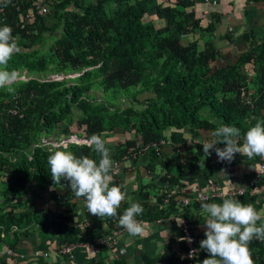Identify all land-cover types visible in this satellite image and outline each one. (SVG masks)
Wrapping results in <instances>:
<instances>
[{
  "label": "trees",
  "instance_id": "obj_1",
  "mask_svg": "<svg viewBox=\"0 0 264 264\" xmlns=\"http://www.w3.org/2000/svg\"><path fill=\"white\" fill-rule=\"evenodd\" d=\"M45 1L48 13L43 17L35 15L34 5L28 0L17 4L18 10L9 5L0 14V26H11L13 36L18 37L19 51L7 68L19 74L26 72L30 77L15 83L11 92L0 88V244L7 243L11 251H16L21 236H27L29 229L56 236L60 248L91 243L99 229L111 220L91 215L83 198L75 200L67 181H61L63 189L50 190L53 181L48 157L58 148L50 149L42 139L54 134L57 138L81 134L72 129L75 124H70L72 112L78 111L81 118L77 130L84 129V139L93 133L102 134L105 141L117 133H131L124 142L106 141L113 159L121 162L136 143L140 148L148 146L144 165H135V171L142 168L150 175L164 174L172 191L168 204H164V194L156 198L157 202H151L154 198L148 190L157 188L154 183L143 185L141 179L134 180L139 185L130 194L144 209L137 219L149 226L171 217L177 219V224L180 218L193 221V232L200 245L205 236L198 235L197 224L207 216H203L201 204L221 203L223 199L196 202L193 196H187L188 206H177L174 199L185 196L187 177H208L205 167L223 166L203 153L202 134L228 124L240 130L243 144L245 132L258 120H264V32L234 30V26L228 25L224 35H218L227 47L219 48L208 40L203 41L201 48L199 42L205 35L213 37L222 24V14L217 12H211L205 26L195 17L193 8L205 0ZM245 4L264 5V0H245ZM28 13H34V23L21 28L22 17ZM152 16L162 21L161 28H156ZM57 33L48 45L49 58L43 57L40 47ZM238 38L245 49L225 63ZM48 71H54L53 76L79 75L63 80L32 76ZM94 88L112 95L130 92L129 107L120 111L111 102L95 104L89 96ZM144 93L153 98L140 101L137 97ZM187 138L193 145L187 144ZM70 145L68 150L76 147L81 157L99 161V155L87 144ZM169 147L182 150L170 153ZM131 167L127 160L126 167L116 171L115 184L122 183L117 182L121 177L118 174L133 172ZM27 189L32 194L22 199ZM41 197L48 198L63 213L53 218L50 211L36 205ZM226 198L252 203L258 211L264 210V177L242 196ZM79 202L86 208L83 207L81 221L76 220L72 210ZM129 203V198L122 202L118 216ZM173 243L179 248L178 253L173 252ZM249 247L254 264H264V240L254 238ZM163 252L167 257L164 264L186 261L183 239L168 240ZM207 256L202 249L195 264ZM86 264H130V260L112 259L107 263L97 255ZM141 264L157 263L153 256L145 254Z\"/></svg>",
  "mask_w": 264,
  "mask_h": 264
},
{
  "label": "clouds",
  "instance_id": "obj_2",
  "mask_svg": "<svg viewBox=\"0 0 264 264\" xmlns=\"http://www.w3.org/2000/svg\"><path fill=\"white\" fill-rule=\"evenodd\" d=\"M207 1L213 0H205V2ZM21 2L23 1H19L15 4H13V2H8L7 4H3L1 6L4 8V12H6V9L9 5L15 7L16 10H18L17 4ZM45 2V0H42V4L47 8V12L43 15L36 13L34 5L33 10L36 16L43 17L47 15L48 6ZM201 3L203 4V2ZM199 4L200 3H197V5ZM196 6L193 8L195 13L197 10ZM28 14H31L30 19H26V15ZM28 14L23 15V25H21V28H25V26L34 23V13ZM195 17L198 18L197 14ZM150 18L153 19L155 26L157 23H155L156 20L160 23H157L159 28L162 27L161 20H157L156 18H153V16ZM210 19L211 18L209 17V20ZM206 23L207 21H205V24H203L200 20V24L202 26H205ZM15 24L16 26H20L18 23ZM58 35L59 34L57 33L54 36L57 37ZM17 40L18 37L13 36V30L11 26H0V88H7L9 92L14 90L12 86L15 83L23 80V77L17 71H9L7 68L8 63L12 59L13 55L19 51ZM78 75L79 74H73L65 77L74 76L73 78H75ZM83 131L82 133H84ZM119 134H124V139H128L124 132ZM52 136L50 138L56 139V141L52 139H42L44 142H52L56 144L57 147L46 145L50 149L58 148L48 157L50 176L53 181V185L50 187V190H56L57 187L63 189L65 185L61 183V181H67L71 192L74 193L75 200L79 201L81 198H83L87 210L91 215L101 218L116 217L117 210L120 208L122 202L128 198V181L123 182L122 178L125 174L122 173L118 174V176L121 177L117 181H121L122 183L115 184L116 182H114L113 173L117 168V161L112 159L110 150L106 147V141L102 138V134L93 133L87 140L83 137L79 138L84 141L86 140L85 143L82 144H87V146L93 148V150L99 155L100 158L98 162L97 160L89 158L88 156L78 158L72 151L67 149L69 144H78L77 141L80 142V140L76 141L74 137L77 136V134L66 137V139L63 140H57V137ZM114 137L115 136L108 138L113 139ZM240 137L241 133L237 127L230 126L228 124H222L215 130L206 133L205 140L202 144L203 153L206 155V157H208L211 156L212 151L214 150L219 161H227L229 163L234 159V156L237 153L247 156L249 159L253 158L254 156H256V158L257 156L264 157V120H258L254 126H251L245 132L243 136V144L240 143ZM71 139H75V141L71 143ZM125 140L118 141L124 142ZM114 141L115 139L109 143L112 144ZM220 144H223L224 147H217V145ZM144 157V155L137 156L135 160H131L129 163L131 165L136 160L139 161L140 159H144ZM125 167L121 166L119 170H123ZM131 169L132 171H135V169L132 167ZM208 182L212 181L208 180ZM163 184V187L166 186L165 181ZM238 187L241 191H243L244 188L246 190L249 186L240 187L238 185ZM237 189L231 188L230 190L223 192L217 188L219 192L224 194V197L219 198L223 199L222 202L201 204V209L207 214V216L203 222V226L205 228V238L200 241V248L201 250H206L208 256L207 258L203 259L200 264H254L249 245L254 238L258 240H264V223H260L258 225V221L264 220V210L258 211L252 203H243L235 198H226L228 196L235 197L229 195L228 193ZM159 190L153 195L159 197L161 194H163V188ZM187 196L189 195L185 194V196H180L177 198ZM165 199L166 195L164 200ZM168 203L169 202H164V204ZM143 210V206L139 202H131L130 206H128L123 211V214L119 216L118 226L125 229L129 236H143L145 232V222L137 219V217L143 213ZM176 220V218L171 217L167 220H161L160 222L155 223H176ZM182 222L183 221L180 223ZM195 226L196 225L194 224V228ZM180 239H188V241L191 242V238H181L179 236V240ZM59 248L60 245L58 244L55 253L61 257L67 256L68 260H70L68 255L60 254ZM76 252H74V256ZM193 255L194 251L190 252L189 258H192ZM95 256H97V254Z\"/></svg>",
  "mask_w": 264,
  "mask_h": 264
},
{
  "label": "crops",
  "instance_id": "obj_3",
  "mask_svg": "<svg viewBox=\"0 0 264 264\" xmlns=\"http://www.w3.org/2000/svg\"><path fill=\"white\" fill-rule=\"evenodd\" d=\"M226 3L228 5H232L235 0H213L211 1L212 4H215L214 7L210 8L209 11L219 13V8L221 7L222 3ZM240 3V7L233 8L229 11H225L221 13L222 24L225 22L226 26L233 27L234 30H238L242 28L246 31L252 30L257 32H264V22L258 23L252 26L253 20L257 17L264 18V5H246L245 0H238ZM197 11V10H196ZM246 12L244 14L243 12ZM241 12V15H240ZM208 13L205 12L204 17ZM209 20V17L206 18V21ZM160 24L158 21H156ZM248 24V27H246ZM256 26V27H255ZM262 28V30L256 31V29ZM254 32V33H255ZM50 36V35H45ZM242 45V44H239ZM239 45L237 51H239ZM244 47V45H242ZM227 49V48H226ZM244 50V49H242ZM231 53V52H230ZM228 53L226 55L227 60H231L232 56ZM225 57V58H226ZM231 57V58H230ZM142 101V100H140ZM170 132V131H169ZM171 133V132H170ZM52 137H56L55 134ZM118 137V139H117ZM203 142L205 140V135L202 134ZM66 137L60 136L57 140H63ZM115 140H122L119 138V133L115 135L113 138ZM112 139V140H113ZM56 141V140H55ZM197 142V141H196ZM202 144V143H201ZM167 152L173 153L175 151L182 150L181 147L172 148L169 147ZM111 153V152H110ZM112 159L113 154L111 153ZM210 159L214 160L216 163H222V167H217L215 165L205 167L204 171L208 173V177H187L188 186L185 189V194L189 196H198L199 194L205 193L209 190L208 188V180H211L215 186L223 191L226 192L231 188H239L245 187L247 182L254 176L256 168H257V161L256 156L249 159L247 156L241 155L239 153L235 154L234 159L229 163L227 161H219L215 151H212ZM145 160L140 159L137 163L134 162L131 164L132 168L135 169V165H144ZM134 164V165H133ZM141 182L143 185H148L150 183H154L157 186V190H148V194L154 200L151 202H157L156 194L159 189L163 188L164 183V174L159 173V175H150L149 171L143 170L142 168L139 169ZM129 174L123 175V182L128 181L127 183V191H128V198L130 202H137L135 198L130 194L133 187H137L134 180H129ZM154 193H150V191ZM160 192V190H159ZM43 198V199H41ZM40 199L36 200V205L40 206L41 209L50 211V214L53 218H57L59 213H61V208L57 205L51 203L48 198L41 197ZM130 204V203H129ZM84 204L79 202L75 205L73 210V215L75 216L76 220L81 221L84 218L83 213ZM85 208V207H84ZM86 209V208H85ZM30 210V208L28 209ZM63 213V212H62ZM205 216V213H202ZM206 219V218H205ZM205 219H201L197 224L198 235L204 234L205 228L203 226V222ZM155 225L149 226L144 224L145 232L143 236H129L127 232L119 236V244H118V251L121 252V257L128 258L130 260V264H141L142 263V256L147 254L151 255L156 259L157 264H164L165 260L167 259L166 255L163 252V246L167 243L170 239L179 240V230L178 224L175 222H169L165 224L154 223ZM58 240L57 237L54 235H41L37 230L29 229L27 236H21L19 243L17 244L16 251L13 255H10L8 251V244H0V264H86L89 262L96 254L91 250L87 249L84 251H78L75 253L74 258L70 260H64L63 257L59 256L55 253V250L58 247ZM172 250L175 253L179 252V248L172 244ZM38 251V255H34L33 253ZM22 256V257H21Z\"/></svg>",
  "mask_w": 264,
  "mask_h": 264
},
{
  "label": "built area",
  "instance_id": "obj_4",
  "mask_svg": "<svg viewBox=\"0 0 264 264\" xmlns=\"http://www.w3.org/2000/svg\"><path fill=\"white\" fill-rule=\"evenodd\" d=\"M19 1H27V0H0V14L4 12V8L1 6L3 4H7L8 2H13V4L19 2ZM35 5V11L39 15H43L47 12V8L45 5L42 4V0H28ZM31 14L26 15V19H30ZM15 114V111H13ZM44 145H51L52 147H57L56 144L52 142H43ZM146 147H139V144H135V149L130 148L128 150L129 155H123L121 162H117V168L115 169L113 176H115L117 173L116 171L119 170L121 166L125 167L126 161L129 160H135L137 156H143L145 153ZM137 150V152H134ZM261 177H264V157L257 156V168L255 171V174L251 180L248 181L246 186H251L255 181L260 179ZM208 188L209 190L205 193L199 194L194 198V201L196 202H204L208 201L209 199L214 198H222L224 197V194L222 192H219L215 185L212 182H208ZM163 194L166 195V199L164 200L165 203L169 202V200L172 197V191L166 186L163 187ZM245 192V188L243 191L239 189L233 190L229 192L228 194L231 196H241ZM175 203L177 206H188L190 203V199L187 197H181L176 198ZM118 219L119 216L112 217L111 220L107 221L106 225L102 226V228L99 229V235L93 240V242L88 243H79V244H69L65 245L61 248H59L60 254L62 255H68L70 259L74 258V252L76 251H84V250H91L100 258H104V261L107 263L110 262L112 259H119L121 257V252L118 251V244H119V236L124 234L126 232L125 229L118 226ZM173 221V218H172ZM183 221L182 223H180ZM194 224L193 222H189L185 218H180L178 220V230L179 235L181 238H191V242L188 241V239L184 240V246L186 251V261L184 264H194L196 258L198 255L202 253V250L200 248V245L197 243L196 237H195V231L193 232ZM105 250V251H104ZM194 251V255L192 258H189V253ZM104 252V253H103ZM8 253L10 255H13L14 252L9 250ZM103 253V254H102ZM34 255H38L39 252L35 251L33 253ZM22 257V256H21Z\"/></svg>",
  "mask_w": 264,
  "mask_h": 264
},
{
  "label": "rangeland",
  "instance_id": "obj_5",
  "mask_svg": "<svg viewBox=\"0 0 264 264\" xmlns=\"http://www.w3.org/2000/svg\"><path fill=\"white\" fill-rule=\"evenodd\" d=\"M215 6V4H212L211 3V1H207V2H205V3H200L199 5H197L196 6V8H197V11H196V14H197V17L198 18H202L201 19V22L203 23V24H205V21H206V18L207 17H210L211 16V13H210V11H209V9L210 8H212V7H214ZM241 5H240V3L238 2V0H235V2H233V4L230 6V5H228V4H226L225 2L224 3H222V5H221V7L219 8V14H221V13H223V12H225V11H229V10H231V9H233V8H235V7H237V8H239ZM205 12H207L208 14L204 17V15H205ZM240 15H241V12H240ZM211 18V17H210ZM262 22H264V18H261V17H257V18H255L254 20H253V22H251L252 23V26L253 25H255V24H258V23H262ZM155 23H156V20H155ZM156 26H157V28H159V25H157V23H156ZM246 27H248V24H247V26ZM256 27V26H255ZM226 29H227V26H226V24H225V22H223V25L222 24H220L219 26H218V29H217V32L214 34V36L213 37H208V36H206L205 35V38H203L200 42H199V45H200V47L202 48L203 47V41H208V40H211L212 41V43L215 45V46H217V47H219V48H224V47H227V43H226V41L225 40H223V42L221 43V40H219L218 39V35L219 34H221L222 36L224 35V33H225V31H226ZM259 30H262V28H259L258 27V29H256V31H259ZM255 32V31H254ZM257 32H255V34H256ZM56 39V36H54V37H52L51 39H45L46 41H47V44L45 45V46H41L40 48L42 49L41 51H42V55H43V57H45V58H49V56H50V53H49V50H48V45H50V44H52L53 42H54V40ZM237 43H242V40L240 39V38H238L237 40H236V47H234L233 49H232V52L230 53V55L232 56V55H234V54H237L238 53V51H237V48H238V44ZM239 49L240 50H242V49H245L242 45H239ZM237 52V53H236ZM228 57V56H227ZM227 57L224 59V62L225 63H230L231 61H232V59H233V57L231 58V60H227ZM55 72L54 71H48V72H46V74L45 75H41V74H33L32 76L33 77H35V78H41V79H47V80H62V79H68V78H70V77H74V76H70V77H65L64 75H62V74H60V75H56V76H53V75H51V74H54ZM22 77H23V80H25V79H28V78H30L29 76H27V73L26 72H22L21 74H20ZM22 80V81H23ZM131 93H134V91H131ZM128 95V96H127ZM89 96H91L92 98V100H94L95 101V104H98V103H100V102H104V101H106V102H111L112 103V105H114L118 110H120V111H122V110H124V109H126V108H128L129 107V105H130V92H128V94L126 93V94H122V93H120V94H116V95H112V94H105L104 92H103V90L101 89V88H94V90H91V94L89 95ZM139 100H145V99H148V98H153V96H152V94H150V93H148V94H146V93H144V94H141V95H139L138 97H137ZM205 112V111H204ZM206 113V112H205ZM203 114V113H202ZM204 115V114H203ZM81 118V113H79L78 111H73L72 112V114H71V117H70V124L72 123V124H75V125H72V129L74 130V132L75 131H79V133H81L82 131H83V129L81 128V129H79V130H77V123H78V121H79V119ZM135 120V119H134ZM59 131L61 132V129H59ZM54 132H55V130H54ZM84 132V131H83ZM184 132L183 131H179V134L181 135H185V137H186V134H183ZM131 133H125V135H126V137L127 138H129L130 136H132V134L130 135ZM56 135V134H55ZM77 136H78V138H82L83 136H82V133L81 134H77ZM51 136H48V137H44V139H46V140H48V139H52V140H56V139H53V138H50ZM119 138L120 139H122V140H125L124 139V134H119ZM117 139H118V137H117ZM75 141V139H71L70 140V142L72 143V142H74ZM77 141V140H76ZM106 141L107 142H112L113 140L112 139H110V138H108V137H106ZM42 142H44V141H42ZM78 142V144H82L81 142H79V141H77ZM187 144H192L193 145V141H191L190 139H188L187 138ZM78 144H76V145H78ZM70 145V144H69ZM72 145H74V144H72ZM71 146V145H70ZM182 147V146H181ZM69 151H72L78 158L79 157H81L80 156V153H79V150L76 148V147H73V149H69ZM173 172H175V170L173 171ZM130 176H129V180H139V177H140V172H138V171H133L132 173H130L129 174ZM27 188H29V187H27ZM152 190H156V189H152ZM152 190L150 191V193L152 192ZM25 192H26V194L22 197V199H25V197H28L30 194H32V192L30 191V189H27V190H25ZM152 193H154V192H152Z\"/></svg>",
  "mask_w": 264,
  "mask_h": 264
},
{
  "label": "water",
  "instance_id": "obj_6",
  "mask_svg": "<svg viewBox=\"0 0 264 264\" xmlns=\"http://www.w3.org/2000/svg\"><path fill=\"white\" fill-rule=\"evenodd\" d=\"M74 137L76 140H80L81 143H85V141H86V140L84 141V140L79 139L77 136H74Z\"/></svg>",
  "mask_w": 264,
  "mask_h": 264
}]
</instances>
